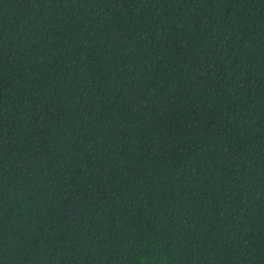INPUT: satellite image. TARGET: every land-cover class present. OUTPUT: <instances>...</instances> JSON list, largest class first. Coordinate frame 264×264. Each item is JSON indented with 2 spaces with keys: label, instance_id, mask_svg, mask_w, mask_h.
Here are the masks:
<instances>
[{
  "label": "trees",
  "instance_id": "trees-1",
  "mask_svg": "<svg viewBox=\"0 0 264 264\" xmlns=\"http://www.w3.org/2000/svg\"><path fill=\"white\" fill-rule=\"evenodd\" d=\"M0 264H264V0H0Z\"/></svg>",
  "mask_w": 264,
  "mask_h": 264
}]
</instances>
